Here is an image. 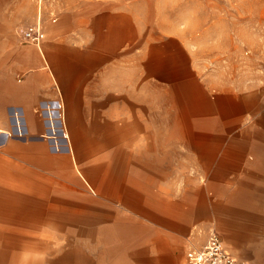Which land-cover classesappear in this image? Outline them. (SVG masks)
<instances>
[{"label": "rangeland", "instance_id": "1", "mask_svg": "<svg viewBox=\"0 0 264 264\" xmlns=\"http://www.w3.org/2000/svg\"><path fill=\"white\" fill-rule=\"evenodd\" d=\"M164 37L203 79L243 72L254 141L157 157L140 91ZM263 132L264 0H0V264H181L210 231L264 264Z\"/></svg>", "mask_w": 264, "mask_h": 264}, {"label": "crops", "instance_id": "2", "mask_svg": "<svg viewBox=\"0 0 264 264\" xmlns=\"http://www.w3.org/2000/svg\"><path fill=\"white\" fill-rule=\"evenodd\" d=\"M155 42L151 44L155 46L147 55L146 74L159 84L143 86L140 93L157 95L155 102L150 103L154 106L150 109L152 113L145 118L146 125L156 128L146 140L162 143L161 154L158 153L157 157L163 155L165 158H174L179 142L254 141V136L241 133L243 119L252 108L249 95L244 92L243 72L235 68L230 72H220L219 77L211 73L212 75L203 79L197 72L194 61L181 47L179 39L164 37ZM232 61L237 67L238 60ZM15 123L19 124V118H15ZM261 137H264V132ZM259 139L264 141L263 138ZM196 148L203 153L205 159L210 158V144H199ZM257 152L263 155L264 145H260ZM173 165L176 162L172 161L171 166ZM162 188H173V183H162ZM222 242L229 253L250 264L249 260L238 256L239 251L229 239H222ZM187 248L188 246L181 264L184 263Z\"/></svg>", "mask_w": 264, "mask_h": 264}, {"label": "built area", "instance_id": "3", "mask_svg": "<svg viewBox=\"0 0 264 264\" xmlns=\"http://www.w3.org/2000/svg\"><path fill=\"white\" fill-rule=\"evenodd\" d=\"M21 39L29 44L38 45L41 42L39 29L21 31ZM183 264H248L229 253L221 237L210 231L202 243H191L188 245Z\"/></svg>", "mask_w": 264, "mask_h": 264}, {"label": "bare ground", "instance_id": "4", "mask_svg": "<svg viewBox=\"0 0 264 264\" xmlns=\"http://www.w3.org/2000/svg\"><path fill=\"white\" fill-rule=\"evenodd\" d=\"M29 2V1H28ZM27 2V3H28ZM29 4V3H28ZM41 5V4H40ZM28 6V5H27ZM23 10V9H22ZM41 12V11H40ZM22 13V12H21ZM41 19V18H40ZM41 24V23H40ZM40 52H41V50H40ZM59 92V91H58ZM62 119H65L64 117H63V114H62ZM75 162V161H74ZM225 244H226V246L229 248V249H231L228 245H227V243L225 242ZM231 251H233L232 249H231ZM233 253H234V251H233Z\"/></svg>", "mask_w": 264, "mask_h": 264}]
</instances>
